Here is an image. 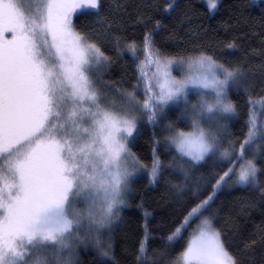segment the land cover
<instances>
[{
    "label": "snow or ice",
    "instance_id": "1",
    "mask_svg": "<svg viewBox=\"0 0 264 264\" xmlns=\"http://www.w3.org/2000/svg\"><path fill=\"white\" fill-rule=\"evenodd\" d=\"M261 4V15L251 18L244 10L252 3L238 5L235 26H250L252 34L258 27L264 35V0ZM206 6L211 15L219 2L207 0ZM126 7L123 0H0V264H80L79 252L89 245L98 262L119 264L112 233L129 198L138 194L133 183L141 176L147 178L145 187L163 188L171 214L181 218L156 237L145 211L133 264H153L147 255L152 239L159 238L171 253L193 221L182 250L166 264H256L254 254L240 253H254L257 246L264 264V227L233 250L227 232L216 226L214 207L221 193L236 186L258 189L264 202L259 178L264 174V64L257 85L246 58L221 62L194 42L180 51L157 47L156 31L168 26L147 12L136 15L146 28L143 40L121 49L118 33L127 26ZM146 8L171 15L177 3L161 6L153 0ZM80 17L85 19L78 22ZM190 20L182 13L177 29ZM177 29L166 40L183 44L200 35L198 29L186 28L184 35ZM247 35L241 32L225 47L240 48L238 41ZM105 42L113 43L117 56L138 60L143 53L131 91L103 78L113 64L102 50ZM252 52L264 55V48ZM145 64L155 67L150 77ZM173 67L183 74L174 76ZM141 90L143 99L137 96ZM233 92L246 97L242 138L228 130L241 115ZM190 95L197 99L190 101ZM181 104L169 119V110ZM142 124L153 128L150 164L129 147ZM157 127L165 133L160 138ZM136 206L144 208L142 194Z\"/></svg>",
    "mask_w": 264,
    "mask_h": 264
},
{
    "label": "trees",
    "instance_id": "2",
    "mask_svg": "<svg viewBox=\"0 0 264 264\" xmlns=\"http://www.w3.org/2000/svg\"><path fill=\"white\" fill-rule=\"evenodd\" d=\"M36 2L38 0H31V3ZM123 2L127 6L128 22L127 26L118 33L122 36L120 42L121 49L125 48V44L128 41L134 40L140 43L143 40L146 28L144 23L136 22V15L138 12H147L152 20H162L163 24L168 26L166 30L158 29L156 31L155 41L157 47H163L170 52L180 51L188 48L190 43L194 42L204 44L208 51L214 54L221 62L238 61L246 58V65L254 66V74L251 76V79L255 80L257 85L259 84L261 78L259 66L264 64V55H260L258 52L253 53L252 50L264 48V44L261 43L264 40V35L260 34L258 27L255 29L256 34H252L250 26H235V13L239 11L238 5L250 2L252 3V7L246 8L244 15L250 18L259 17L261 15V2L255 4L251 0H219V9L215 10L211 15L201 0H175L177 11H174L171 15L147 9L146 5L152 4L153 0H123ZM155 2L163 6L165 3H170V0H155ZM116 3H121V0H116ZM182 13L189 15L191 20L190 23H186L177 29V20ZM74 19H76V16H74ZM84 19L85 17H80L78 22H82ZM251 23L250 19L249 25ZM152 26V23L149 21L148 27ZM186 28L200 30L199 37L195 40H186L183 44L166 40L169 31L177 29L181 35H184V29ZM241 32L248 33V35L238 41L241 45L240 48L225 47L228 42L240 35ZM5 38L11 39V34L6 33ZM102 50L106 55L112 57L113 60L112 66L104 73L103 78L105 80L119 81L116 84V88L130 91L131 85L136 81L137 72L134 70L136 64L145 58L143 53H138V60H133L130 54L117 56L112 42L103 43ZM122 77L123 80H121ZM106 91L109 92L110 97L120 99L115 92L111 90ZM231 98L239 102L241 115L239 119L229 123L228 130L235 137L242 138V132L246 131V128L243 127L247 111L246 97L243 94L237 95L233 92ZM189 100H192V95L189 96ZM182 107L183 105L181 104L179 107L169 110L168 118L175 119ZM163 123L164 121H161V125ZM178 126L183 127V122ZM155 131L157 138L165 135L160 127L155 128ZM152 132V126L142 124L139 134L136 136L134 142L130 144L131 150L145 164H150L152 157V145L150 143ZM161 159H168V156L163 154V145H161ZM204 170L201 169V171ZM259 178L264 180V174H260ZM147 183L146 176H141L134 181L133 187L137 190L138 194H134L129 198L128 206L123 208L121 212L123 219L119 223V226L113 229L112 251L119 264H133L134 249L138 246V241L143 235L146 223L145 211L151 213L148 217V222L150 223L152 234L156 237L166 235V229L173 227L181 218L180 213L171 214L173 206L167 204L162 198L163 188L152 185L145 187ZM141 194L144 198V208L136 206L140 202ZM245 203L249 206L242 208V204ZM77 207H83V205L78 204ZM214 207L219 209L216 226L223 228L227 232L226 240L229 245L234 246L233 250H236L235 246L242 249L243 243L249 240V238H255V234L259 229L264 227V202L261 201L258 189L241 186L233 187L218 196ZM195 223L196 221H193L192 228H194ZM160 225H163V227H160ZM192 228L184 232L183 239L176 244L171 253L164 249L163 242L159 238L150 240L147 255L151 257L153 264H166L168 260L179 253L182 250V246L186 243ZM261 251V248L257 246L254 253L241 252L240 255L247 256L254 254L256 264H259ZM96 257L97 252L95 249H87L86 251L81 249L77 259L80 261V264H103V261L98 262ZM104 259L107 260V258ZM107 264H112V262L108 261Z\"/></svg>",
    "mask_w": 264,
    "mask_h": 264
},
{
    "label": "rangeland",
    "instance_id": "3",
    "mask_svg": "<svg viewBox=\"0 0 264 264\" xmlns=\"http://www.w3.org/2000/svg\"><path fill=\"white\" fill-rule=\"evenodd\" d=\"M219 1V0H218ZM253 3H258V2H261V0H251ZM25 2L26 3H31V0H25ZM172 2V0H170V3ZM201 2L206 6V4H207V0H201ZM206 8H207V6H206ZM208 9V8H207ZM208 11H209V9H208ZM214 12V11H213ZM74 16H75V14H74ZM144 60V59H143ZM155 71V67H154V65H150V64H145V66H144V72H145V74L148 76V77H150L151 76V74H152V72H154ZM172 74L174 75V76H176V77H180L183 73H182V70H180V69H178V68H175V67H173V69H172ZM136 82V81H135ZM131 91V90H130ZM137 96L140 98V99H143V91L141 90V91H139V92H137ZM111 98V97H110ZM197 99V97L195 96V95H192V100L191 101H195ZM231 122V121H230ZM229 122V123H230ZM143 125H146V126H148L147 124H143ZM259 143V142H258ZM129 147H130V145H129ZM122 212V211H121ZM196 223H197V221H196ZM196 223H195V225H196ZM195 225H194V227H195ZM107 233H105L102 237H101V239H106L107 238ZM88 249L89 250H94V248L91 246V245H89V247H88Z\"/></svg>",
    "mask_w": 264,
    "mask_h": 264
}]
</instances>
